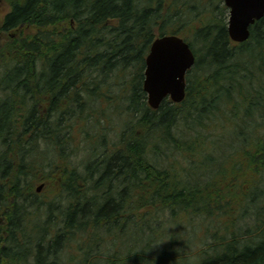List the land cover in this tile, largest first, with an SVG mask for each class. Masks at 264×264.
Wrapping results in <instances>:
<instances>
[{"label":"trees","instance_id":"obj_1","mask_svg":"<svg viewBox=\"0 0 264 264\" xmlns=\"http://www.w3.org/2000/svg\"><path fill=\"white\" fill-rule=\"evenodd\" d=\"M4 1L0 264H264V18L237 44L220 0ZM167 34L198 60L185 101L153 110L145 60ZM73 139L93 142L89 163Z\"/></svg>","mask_w":264,"mask_h":264},{"label":"water","instance_id":"obj_2","mask_svg":"<svg viewBox=\"0 0 264 264\" xmlns=\"http://www.w3.org/2000/svg\"><path fill=\"white\" fill-rule=\"evenodd\" d=\"M230 9L228 32L238 43L251 36V26L264 18V0H224ZM196 55L190 44L178 35H164L156 38L146 57L143 87L148 104L154 110L170 97L174 103H181L187 95L186 77L195 66ZM44 185L37 188L41 192Z\"/></svg>","mask_w":264,"mask_h":264},{"label":"rangeland","instance_id":"obj_3","mask_svg":"<svg viewBox=\"0 0 264 264\" xmlns=\"http://www.w3.org/2000/svg\"><path fill=\"white\" fill-rule=\"evenodd\" d=\"M218 1L219 0H216L215 3H218ZM223 6H224V4H223V1L221 0L220 1V7L222 8ZM9 11H10V6L6 2L1 1L0 2V24L2 23L4 17L6 16V14ZM221 13L223 14V18H225V21L227 22L228 17H229V11L225 8V10H222ZM200 45H201L200 43H194V47L197 48V49L200 48ZM203 56L204 55H201L200 58L203 59ZM0 78H1V75H0ZM194 126H195V124H193L192 121H190L189 124L187 125V127H194ZM238 130H239V127H235V128L234 127H231L228 132L222 133L223 134V138L227 139L228 142H231L232 139L235 138V136L237 135V131ZM211 131L214 132L215 130L213 129ZM70 143H71V146L76 149L77 153H79L78 156H76L75 158L72 159V161L74 162V164H77L80 161H84V163H89L88 159H90V158L93 157V156H91V149H90L91 146L93 145V142H91L89 139H88V141L81 139V143H80L76 139H73ZM218 145H220V146L219 147H216L217 148L216 151H218V152H225L227 154V152H228L227 151V149H228L227 148V145L225 143H221V144H218ZM207 161L209 162L207 164V166H212L213 163L210 160H208V158H207ZM79 167L81 168V166H79ZM199 172H200V170L194 166L193 169H192V171L189 170L187 173L184 174L185 180L187 178V180H189L191 182L192 187L195 186V184L197 183V175L199 174ZM41 184L44 185V188L43 189H45L47 187V184L45 182H41ZM45 192H46V194L45 193H42L41 197H44V195H48L46 190H45ZM88 203H89V205L86 206V211L88 213L92 214V213L95 212L96 205L94 206V203H91V201H88ZM45 217H46V215L40 217L39 219L38 218L32 219V221H33V223H32V226L33 227L32 228H34L36 226L41 227L43 225L44 221H45ZM244 222L250 223L251 226L253 224V221L250 218H247V219H245V221H243L242 223H240L239 226H242L243 227L244 226L243 225ZM199 224H201V221L200 220H197V221L196 220L188 221V220L185 219V220H183V221L180 222V225L181 226H185V227H187V229L191 230L190 233H188L187 237H191L192 236L193 239H194V235L195 234L192 231V228L194 226H199V230H200L201 229V225H199ZM131 225H132L131 228L129 229V231L126 234L127 235V238L125 237L123 240H125L127 242L128 241L136 242V238L138 239L139 236H141V234H140V227L137 226V225L135 226V221ZM170 227H171L172 230H179V227L178 226H172V225H170ZM185 235H186V232H185ZM36 237H37V235H36ZM210 240H211V238L210 237L209 238L207 237L205 239V242L206 243L212 242ZM74 243H76V242H74ZM194 244H195V242H194ZM192 248H193V246H192ZM194 248H195V246H194ZM28 249H30V248H26V245H23V246H21L19 248V252L17 254L20 257H24L25 255H27ZM122 249H123V251H126L127 247H126V249L125 248H122ZM33 250L35 251L36 249L34 248ZM71 254H73L72 251H65L64 252V256H66V257H68V255H71ZM61 256H63V255L61 254ZM33 260H34V258H33ZM33 260L30 257L29 263H27V262L26 263L27 264H33ZM24 262H25V260L22 262V264Z\"/></svg>","mask_w":264,"mask_h":264},{"label":"bare ground","instance_id":"obj_4","mask_svg":"<svg viewBox=\"0 0 264 264\" xmlns=\"http://www.w3.org/2000/svg\"><path fill=\"white\" fill-rule=\"evenodd\" d=\"M42 185V184H41Z\"/></svg>","mask_w":264,"mask_h":264}]
</instances>
